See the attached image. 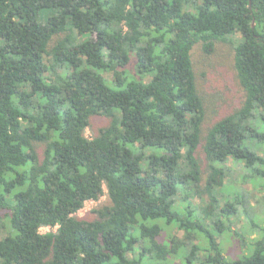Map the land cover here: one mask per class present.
<instances>
[{
	"label": "trees",
	"instance_id": "16d2710c",
	"mask_svg": "<svg viewBox=\"0 0 264 264\" xmlns=\"http://www.w3.org/2000/svg\"><path fill=\"white\" fill-rule=\"evenodd\" d=\"M218 41L245 97L204 132L192 50ZM262 146L264 0H0V264H264V223L217 191L229 159L263 179Z\"/></svg>",
	"mask_w": 264,
	"mask_h": 264
},
{
	"label": "rangeland",
	"instance_id": "374dc122",
	"mask_svg": "<svg viewBox=\"0 0 264 264\" xmlns=\"http://www.w3.org/2000/svg\"><path fill=\"white\" fill-rule=\"evenodd\" d=\"M233 52V46L230 43L219 41L216 42L214 51L210 54L202 50L200 42L195 44L192 50L197 85L206 108V118L203 122L204 132L207 131V128L212 123L240 107L244 100L245 92L237 77ZM105 76L110 78L111 73L106 72ZM108 121L109 119L105 116H94L92 119L93 126L86 130V134L92 136L98 127L106 125ZM257 151L262 155L264 153V146L258 148ZM197 156L202 162L203 178H205L208 171V161L203 151V142L197 151ZM223 167H225V175L223 184L217 189L218 196L222 201L241 200L238 215L233 218V228L248 235L252 229L251 219H254L259 224L264 223V178L247 180L246 176L248 174L244 164L237 163L233 159H229ZM191 200L197 209L198 206L205 205L203 199L193 197ZM108 201L109 196L105 192L99 200H88L78 214L83 217L89 216L93 214L94 208ZM183 204H186V201L182 200L180 193L177 197V205L181 206ZM175 207L178 209L177 206ZM4 222L7 223V219H4ZM49 230L51 228H41V232H48ZM7 233H9L7 228L2 229L0 237ZM165 234H176L182 237L184 233L181 230L170 227L165 230ZM219 240L224 249V254L229 259L243 258L249 252L248 249L241 247L239 234L226 231L219 235ZM170 264H181V262L179 259L174 258Z\"/></svg>",
	"mask_w": 264,
	"mask_h": 264
},
{
	"label": "built area",
	"instance_id": "2783aa9c",
	"mask_svg": "<svg viewBox=\"0 0 264 264\" xmlns=\"http://www.w3.org/2000/svg\"><path fill=\"white\" fill-rule=\"evenodd\" d=\"M44 227L51 228V227H49V226H44ZM49 231H50V230H49Z\"/></svg>",
	"mask_w": 264,
	"mask_h": 264
}]
</instances>
